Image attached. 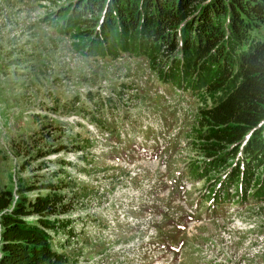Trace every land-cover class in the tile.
<instances>
[{"label": "rangeland", "instance_id": "obj_1", "mask_svg": "<svg viewBox=\"0 0 264 264\" xmlns=\"http://www.w3.org/2000/svg\"><path fill=\"white\" fill-rule=\"evenodd\" d=\"M63 2L0 0V190L72 180V211L56 218L68 232L49 233L67 264H264V203L214 211L204 199L238 157L202 181L177 177L204 162L190 145L199 103L161 96L142 61L76 52L42 21ZM107 97L114 112L95 108ZM257 163L260 177L264 151Z\"/></svg>", "mask_w": 264, "mask_h": 264}, {"label": "trees", "instance_id": "obj_2", "mask_svg": "<svg viewBox=\"0 0 264 264\" xmlns=\"http://www.w3.org/2000/svg\"><path fill=\"white\" fill-rule=\"evenodd\" d=\"M42 21L82 55L146 54L156 70L171 62L180 71L169 75L173 83L192 85L202 100L190 145L204 162L191 173L203 178L242 152V168L224 182L235 188L244 180L246 190L250 159L264 151V0H64ZM71 181L21 179L0 190V264H67L48 230L68 232L56 218L72 211ZM256 182L264 194V180ZM31 216L35 223L25 220Z\"/></svg>", "mask_w": 264, "mask_h": 264}]
</instances>
